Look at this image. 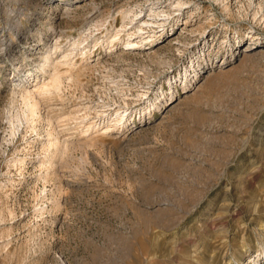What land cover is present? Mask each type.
Instances as JSON below:
<instances>
[{"label":"rangeland","instance_id":"obj_1","mask_svg":"<svg viewBox=\"0 0 264 264\" xmlns=\"http://www.w3.org/2000/svg\"><path fill=\"white\" fill-rule=\"evenodd\" d=\"M0 264H264V0H0Z\"/></svg>","mask_w":264,"mask_h":264},{"label":"bare ground","instance_id":"obj_2","mask_svg":"<svg viewBox=\"0 0 264 264\" xmlns=\"http://www.w3.org/2000/svg\"><path fill=\"white\" fill-rule=\"evenodd\" d=\"M63 1H65V0H63ZM68 1V0H67ZM65 3V2H64ZM63 3V4H64ZM70 3V2H69ZM73 3V2H72ZM180 3H182V2H180V1H178L177 2V4H180ZM65 5V4H64ZM178 6V5H177ZM153 14V13H152ZM151 20H148V19H144L141 23H140V25H138V30H141L143 27H146V26H150L151 28L152 27H162V28H160L159 30L160 31H163L164 30V22H162V21H160V22H157V23H154V22H152ZM154 24V25H153ZM147 28V27H146ZM150 30V29H149ZM153 30V29H152ZM156 31H152V34L151 35H148V36H146V37H142V38H140L139 37V39L138 40H132V39H127L126 41H125V46H126V49H136V48H139L141 45H144V44H149V45H151V44H153L152 43V41L156 38V37H158L159 35H161L162 34V32L161 33H158V34H154ZM133 34V33H132ZM129 36V35H128ZM140 36V35H139ZM78 42H77V40H73L72 41V44L73 45H76ZM148 45V46H149ZM149 48V47H148ZM251 48V47H250ZM247 50V49H246ZM50 55L47 53V54H45V55H42V57H41V63H40V69H41V71H42V73H44L46 70H45V68L49 65V63H51V59H50ZM64 58H65V56H64ZM54 65H53V71H51V72H47V75H48V77H49V79L48 80H43V82L42 83H40V84H37V83H35V84H31V85H33L34 87H31V85H29V88H25L24 87V89H21V90H23V92H22V94H21V96H22V98H23V100L25 101V103H26V106L28 107L27 109H28V111L30 112V113H33L34 112V109H35V107H36V103L37 102H35V100L33 99V97H34V95L35 94H38L39 95V93H41L42 94V96H43V94H45L47 91L49 92L50 90H59V85H61V83H60V80H61V73L58 71V69H57V67H56V65L58 64L57 62H56V64L55 63H53ZM68 72V71H67ZM46 73V72H45ZM65 73V72H64ZM31 87V88H30ZM57 90V91H58ZM21 98V99H22ZM121 113V112H120ZM27 116V115H26ZM118 117V116H117ZM123 118V114H120V118L118 119V120H120V119H122ZM88 127V126H87Z\"/></svg>","mask_w":264,"mask_h":264}]
</instances>
